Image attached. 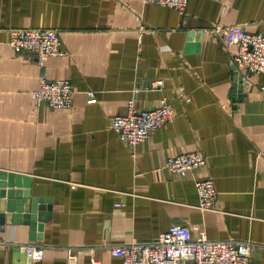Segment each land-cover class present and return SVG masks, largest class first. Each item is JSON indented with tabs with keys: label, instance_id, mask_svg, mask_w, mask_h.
<instances>
[{
	"label": "crops",
	"instance_id": "obj_1",
	"mask_svg": "<svg viewBox=\"0 0 264 264\" xmlns=\"http://www.w3.org/2000/svg\"><path fill=\"white\" fill-rule=\"evenodd\" d=\"M215 25L264 34V0H188L184 14L142 0H0V171L20 176L13 189L30 198L15 202L33 199L37 214L32 229L24 204L0 209V264H68V251L75 264H121L110 246L151 242L173 224L249 242L250 264H264V75L235 71ZM15 29L57 30L68 56L15 51ZM40 76L69 80L70 108L33 105ZM129 101H164L173 120L125 144L110 123ZM195 150L205 163L187 175L164 167ZM200 178L213 180L216 210L197 208ZM12 243L41 247L42 260Z\"/></svg>",
	"mask_w": 264,
	"mask_h": 264
},
{
	"label": "built area",
	"instance_id": "obj_2",
	"mask_svg": "<svg viewBox=\"0 0 264 264\" xmlns=\"http://www.w3.org/2000/svg\"><path fill=\"white\" fill-rule=\"evenodd\" d=\"M142 2L168 7L184 14L188 0ZM211 31L219 36L226 47L235 48L231 62L236 72L246 70L264 75V34L249 33L240 25H215ZM8 44L15 51L27 50L34 53L40 63L48 57L68 56L55 29H15L9 33ZM161 84V81L154 83L156 87ZM73 94L74 89L69 80L49 81L40 76L31 97L35 107L44 105L52 109H68ZM86 94L88 103L96 101L92 91H87ZM173 116L171 105L164 101L153 109H136L133 101H129L126 112L112 117L110 126L121 142L133 146L144 142L159 128L170 123ZM259 155L264 157V143ZM204 163V154L195 150L168 157L164 167L174 174L185 176ZM194 186L197 208L216 210L217 191L213 180L196 179ZM13 246L24 252L32 262L41 261L43 258L42 248L35 244L14 243ZM251 247V243L236 239L211 240L203 231L192 235L188 227L173 224L151 242L114 245L110 246L109 252L121 264H250ZM76 260V255L68 251V264H75ZM91 264L99 263L92 259Z\"/></svg>",
	"mask_w": 264,
	"mask_h": 264
},
{
	"label": "water",
	"instance_id": "obj_3",
	"mask_svg": "<svg viewBox=\"0 0 264 264\" xmlns=\"http://www.w3.org/2000/svg\"><path fill=\"white\" fill-rule=\"evenodd\" d=\"M20 179L21 178L19 175H13L4 171H0V209L2 211V208L6 207L7 212H21L19 206H22V204H24L25 209L26 208L27 209L25 211L26 213H24L23 216H20V220L21 218L27 220L25 222H28V224L33 229L35 225L34 222L37 221V214L35 215L36 209L32 202L34 200L30 199L29 202L22 201L23 199L25 200L30 198L29 192L23 191L20 193L19 191H15V189H13L14 187L20 186ZM24 181L26 182V179H24ZM15 198H21V199L23 198V199L22 200L20 199L19 201L15 202ZM15 204L17 207L15 209H12L13 207H15ZM7 217L9 216L7 215ZM7 217L5 220L2 214H0V225H3L5 222L9 223ZM38 222H43V221L38 219Z\"/></svg>",
	"mask_w": 264,
	"mask_h": 264
}]
</instances>
